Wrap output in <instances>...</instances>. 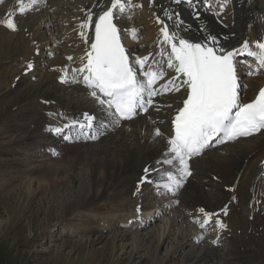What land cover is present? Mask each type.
I'll return each instance as SVG.
<instances>
[{"label": "bare ground", "instance_id": "1", "mask_svg": "<svg viewBox=\"0 0 264 264\" xmlns=\"http://www.w3.org/2000/svg\"><path fill=\"white\" fill-rule=\"evenodd\" d=\"M38 1L22 16L17 14L18 5H14L15 0L6 8L5 5L0 6L1 19L14 15V20L18 22L17 30L0 26V63L4 58L9 59L11 65L7 73L10 69L14 73L11 86L15 87L16 93L5 109L10 111L19 108L16 117L24 120L22 128L25 130L26 124L32 126L31 129L19 133L13 140L14 144H34L36 147L32 146L35 148L49 151L56 148L55 157L62 158L58 162L52 159L53 156L51 158L53 152L48 151V161H34L36 166H31L30 163L33 162L27 159L26 162L30 165L26 167L27 172L39 173L37 179L40 188L50 191L59 206L65 208L66 213L94 204L110 192L117 195L129 194V198L133 199L122 200L119 207L130 210L128 217L134 220L131 224L128 221L120 224L119 218L109 227L113 230L122 227L119 232L116 231L115 241L131 239V243L127 241V247L131 246L129 252H126V243L119 246L123 255L127 254L128 261L142 257L139 253L144 250L146 240H149L148 243L154 242L151 252L153 264H172L173 258L178 260V264H217L218 260L226 263L228 259H236L238 264H264V131L244 140L208 149L203 156L189 161L193 172L184 181L178 197L180 204L185 202L183 211L173 209L174 200L164 199L159 191L161 187L157 188L158 184L162 186L166 182V172L172 170V166L157 164L158 160L165 158L163 154L167 150L168 139L162 135L154 136L157 128L162 133L169 131L172 115L181 105L183 91L158 98L157 105L149 110L148 119L137 116L122 122L118 128L109 130L100 137L97 140L99 143L59 144L52 134L53 129L48 131L47 125L58 123L54 126L58 128L61 123L71 119L79 120L80 116L84 117L85 113L92 114L96 109L87 90L73 82L67 72L70 65H80L87 52L91 23L88 28L83 29L84 36L80 35V23L89 13L94 20L111 0H69V3L65 0ZM224 1L226 5L231 2L232 6L229 5L223 14L217 16L210 15L205 10L203 0H193L192 3L185 0L180 4L173 3V0H131V6L140 14V20L131 24L129 14L117 10V22L133 58L152 54L157 61L166 59L158 54L162 50L160 29L163 26L158 23V17L170 26V30H178L180 35L194 42H207L206 37L210 33L217 37L220 46L225 49H239L242 42L255 38L264 40V0ZM24 2L27 5L28 0ZM256 6L258 10L253 8ZM194 7L195 12L192 10ZM53 8L57 11L50 12ZM61 8L60 18L58 14ZM136 10L134 9L132 16L138 18ZM166 11L176 15L169 19ZM52 19L56 30L58 23H63L67 31L73 26V38L64 39L54 51H45V46L54 33L52 27L46 29L45 25ZM137 33L145 34L144 39L142 38L145 43L131 41L130 36L136 37ZM164 47L171 51L170 47ZM51 52L53 56L47 55ZM29 62L33 69L28 75L26 70ZM18 75L20 77L14 82V77ZM61 76H65L67 82H61ZM263 81L261 77L246 79L249 88L241 94V98L252 97L255 88ZM2 93L0 88V95ZM53 101H57L59 105ZM52 103L54 105H50ZM145 167L153 169L150 175L152 183L140 184ZM76 172H80L82 176L79 187L74 192L70 190L74 199L63 202L54 191L65 181L76 179ZM27 185L28 190L34 188L30 182ZM147 187L151 188L150 193L153 196H146ZM28 190L25 193L31 194L32 191ZM225 205L228 206L227 215L221 211ZM200 208L209 213H219L226 227L218 228L215 221H212L207 225V229L212 230L208 235L204 230L191 226L187 220L198 215L202 218ZM158 209H161L163 215L171 209L174 210L175 219L169 223L167 221L166 226L158 231L142 232L147 228L145 223L148 222L150 226L153 221L146 214ZM213 218L216 219V215ZM174 228L178 229L173 233ZM98 232L101 234L103 231ZM172 235H177L176 244H172L166 254H163L164 257L159 258L158 247L169 243ZM213 241L218 242L219 246L224 241L229 244L227 258L219 253V246L215 247ZM148 256L149 253L145 254L144 259Z\"/></svg>", "mask_w": 264, "mask_h": 264}, {"label": "snow or ice", "instance_id": "2", "mask_svg": "<svg viewBox=\"0 0 264 264\" xmlns=\"http://www.w3.org/2000/svg\"><path fill=\"white\" fill-rule=\"evenodd\" d=\"M183 2L185 0H173L175 4ZM187 2L192 3L193 0ZM37 3L38 0H28L25 5L24 0H17L18 11L23 14ZM203 3L211 7L210 0H203ZM130 6L131 0H111V7L100 12L94 20L95 35L86 53V63L73 71L84 74L83 83L91 90L90 95L96 98L98 104L106 106L107 112L115 109L113 115L116 124L133 119L140 110L147 112L154 104V97L184 90L182 106L176 109L171 121L172 131L163 154L165 158L157 161V164L172 166V170L166 172L167 179L162 187L174 193L191 175L189 161L211 147L213 141L220 144L264 131V87L259 89L255 99L242 103L235 61V57L243 52L255 59V72L264 70V40L254 42L256 50L249 46L248 41H244L239 49L226 50L220 46L217 37L210 33L206 37L207 42H192L190 38L180 35L178 30H170V26L158 17V23L163 25L160 29L162 50L158 54L166 59L157 61L152 54L130 59L120 42L113 11L118 8L124 13ZM165 14L169 19L176 15L167 11ZM92 22L93 16L89 13L79 25L80 35H85L83 29ZM0 23L10 30H17L11 15ZM164 46L170 47L171 51H167ZM32 67L29 62L27 68ZM169 71H174L175 75L157 88V81ZM61 82H67V78L61 76ZM95 120L96 117L85 113L83 120H71L64 128H78L77 138L85 135L95 140L103 134ZM53 131L60 134L63 129L56 128ZM160 135H163L161 130L155 129L154 136ZM64 139L69 140L71 137L65 136ZM152 171L150 167H145L140 184L152 183ZM159 187L161 185L158 184ZM221 211L227 215L228 206L225 205ZM199 212L203 217L200 223L202 229L211 222L213 215H219L206 212L204 208H200ZM215 223L218 228L226 227L218 218Z\"/></svg>", "mask_w": 264, "mask_h": 264}, {"label": "rangeland", "instance_id": "3", "mask_svg": "<svg viewBox=\"0 0 264 264\" xmlns=\"http://www.w3.org/2000/svg\"><path fill=\"white\" fill-rule=\"evenodd\" d=\"M65 1L69 3V0ZM74 1L81 2L79 0ZM227 4L229 3L227 2ZM229 5H231V2ZM229 5H226L227 8ZM134 9L136 10V8ZM31 11L33 12V10ZM61 11L62 8L59 10V16ZM135 14H138L136 16L139 17L132 16L134 13L129 14L131 24H134L136 20L137 22L140 20V14L137 10ZM136 35V37L141 35L145 37V34L137 33ZM143 39L140 42L145 43ZM10 65L9 59L5 58L0 63V88L3 90L0 95V264H134L135 262L138 264H153L154 260L151 257V252L154 242L148 243L150 241L146 240L144 250L139 253V256L142 257H136L131 262L126 259L127 254L124 253L123 255L119 248L120 245L126 243V252H129L131 246L127 247V241L130 242L131 239L121 242L115 241L116 231L119 232L122 227L115 230L109 228L113 221L120 218L121 224V222H126V217L129 218L125 211L128 214H131V211L119 207L122 200L133 199L129 198V194L117 195V193L110 192L94 204L66 213L65 208L59 206L50 191L40 188L37 179L40 176L39 173L33 172L30 174L27 172L26 167L29 165L26 162L27 159L29 162H33L30 163L31 166H36V161H48L46 157L48 150L35 148L34 144H28L29 146L27 144H25L27 146L14 144L15 137L19 133L31 129L32 126L26 124V129L22 128L24 120L16 117L20 111L19 108L10 111L5 109L8 101L16 93L15 87L11 86L13 69H10L7 73ZM53 102L58 104L57 101ZM50 105H54V103ZM93 143L96 144L99 141L91 142V144ZM51 158L58 162L62 160L61 157L57 158L54 155H51ZM75 175L77 176L76 179L65 181L54 191L57 198H60L63 202L74 199L71 192L79 187L82 176L80 172H76ZM27 180L28 183L30 182L33 185V189L28 190ZM27 190L32 191V193H25ZM146 195L148 196V194ZM165 199L168 200V198ZM180 205L185 208V202ZM178 209L183 211L181 208ZM175 216L174 210L171 209L170 212L167 211L157 221L155 220V223L152 222L153 225L148 226V222H146L147 225L145 223V226L147 228L142 232L158 231L166 226L167 221L169 223L170 220L175 219ZM177 229L174 228L172 232L174 233ZM98 231H103L102 235ZM176 237L177 235L170 236L169 243L158 247L157 255L159 258L164 257L172 244H176ZM227 244L222 245V248L221 245L219 246V253L226 256V258L229 249V244ZM183 248H186V246H183ZM147 253H149V256L144 259V255ZM171 262L172 264H178L176 258H173ZM217 264H238V262L236 259L234 261L228 259L226 263L218 260Z\"/></svg>", "mask_w": 264, "mask_h": 264}]
</instances>
